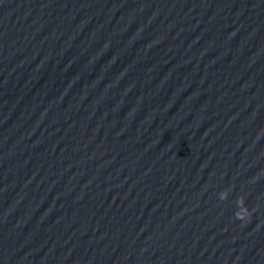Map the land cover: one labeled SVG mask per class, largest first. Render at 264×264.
Wrapping results in <instances>:
<instances>
[{
  "label": "clouds",
  "instance_id": "1",
  "mask_svg": "<svg viewBox=\"0 0 264 264\" xmlns=\"http://www.w3.org/2000/svg\"><path fill=\"white\" fill-rule=\"evenodd\" d=\"M249 216H250V214H249ZM249 216H248V217H249ZM237 218H238V219H241V220H243V219H244V217H242V216H239V215L237 216Z\"/></svg>",
  "mask_w": 264,
  "mask_h": 264
}]
</instances>
